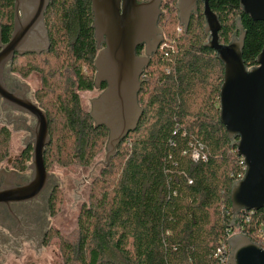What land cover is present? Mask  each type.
Masks as SVG:
<instances>
[{
	"label": "trees",
	"instance_id": "1",
	"mask_svg": "<svg viewBox=\"0 0 264 264\" xmlns=\"http://www.w3.org/2000/svg\"><path fill=\"white\" fill-rule=\"evenodd\" d=\"M239 3L208 0L221 24L219 43L230 42L235 19L241 17L246 31L242 59L249 68L264 46V22L251 19ZM162 9L158 25L164 41L142 73L139 122L92 179L77 217V240L59 237L64 264H219L213 253L231 229L230 188L245 171L219 120L224 67L203 45L202 2L186 30L175 0ZM44 21L49 50L16 54L11 73L21 79L38 75L33 100L47 115L50 140L45 168L88 167L108 138L104 126H94L79 96L94 90L97 49L90 0H53ZM12 24L13 0H0L2 43L8 42ZM10 139V129L0 126V162L9 157ZM191 144L203 146L206 160L190 159ZM30 160L31 147H23L14 168L24 172ZM60 204L55 189L53 216ZM238 218L241 232L263 248L258 228L264 226V207Z\"/></svg>",
	"mask_w": 264,
	"mask_h": 264
},
{
	"label": "water",
	"instance_id": "2",
	"mask_svg": "<svg viewBox=\"0 0 264 264\" xmlns=\"http://www.w3.org/2000/svg\"><path fill=\"white\" fill-rule=\"evenodd\" d=\"M52 1L13 0L10 38L6 43L0 38L1 110L18 112L35 121L32 127L22 128L29 133L22 143L31 145L30 176L23 178L15 170L0 169V205L35 199L50 180H57V175L50 174L44 166L45 146L50 142L46 113L28 96L31 87L27 83L20 82L18 87L10 89L4 78L5 71L12 76L10 64L16 54L48 51L50 42L44 14ZM161 2L90 0L91 28L98 50L94 60V88H100L102 83L105 88L91 99L89 115L95 127L104 126L108 130L104 166L116 155L118 144L136 128L142 114L138 104L140 77L150 57L164 41L158 25ZM202 2L206 35L203 45L216 52L224 67L219 120L245 166L242 178L234 181L230 188L232 219L229 227L233 229L240 226V214L264 207V46L255 59L256 65L247 68L242 59L246 31L241 17L235 19L230 42L221 44L219 18L209 7L208 0ZM239 4L251 19L264 22V0H240ZM175 8L179 23L186 30L191 15L197 12V0H177ZM138 46L145 47V56L136 54ZM10 124L16 131L21 129L15 119L7 123ZM227 244V264H264V249L243 233L230 236Z\"/></svg>",
	"mask_w": 264,
	"mask_h": 264
},
{
	"label": "flooded vegetation",
	"instance_id": "3",
	"mask_svg": "<svg viewBox=\"0 0 264 264\" xmlns=\"http://www.w3.org/2000/svg\"><path fill=\"white\" fill-rule=\"evenodd\" d=\"M170 1L172 0H162L161 2L162 13L164 12L162 9L163 4ZM176 1L177 0H175V6H176ZM201 2L202 0H197V12L199 11L198 6L199 4H201ZM202 10H203V2H202ZM193 15L194 14H192L191 17ZM95 47H96V43H95ZM136 54L138 56H145V47L138 46L136 48ZM32 74H35V76L39 81L38 75L36 73H32ZM4 78L7 86L10 89H12L13 87L14 88L18 87V84L20 82L22 83L25 82L28 84L26 79H21L19 76L16 75L9 76L6 71L4 73ZM37 87L33 90L31 88V91L28 94V96L32 100H33V94L37 89ZM104 88H105V83H102L101 87L98 89L94 88V90L98 91L96 97H98L101 94ZM83 92H91V91H83ZM0 105H1V100H0ZM13 118L16 120L19 127L21 128L20 131L25 133L23 137L24 139L29 133L25 130H22L23 126L32 127L35 121L32 120L30 116L20 114L18 112H10V110L2 111L0 109V119L5 122L3 123V125L5 124V126H7L6 122L13 121L14 120ZM23 147H31V145L24 146L22 143V148ZM10 170H15V169H10ZM46 170L50 174H53V171H50L48 169ZM15 171L18 174H21L23 178L24 177L29 178L30 176V171L28 169V166H27V171L24 172H19L17 170ZM56 184H58L56 179L50 180L47 183L46 187L41 191V193L35 199H32L30 201L12 203L9 206L3 204L0 205V264H5L4 261H6V258L9 256V254L12 253L14 254L16 260H20L18 264H35L34 262L28 263L29 255H26L27 250L29 252H32L34 255L41 254L43 252V249L45 248V245L49 242L48 237L51 233V230L53 228L58 229L55 227L54 223L52 222L53 215H52V206H51L53 192L55 191V189H60V187L56 186Z\"/></svg>",
	"mask_w": 264,
	"mask_h": 264
},
{
	"label": "rangeland",
	"instance_id": "4",
	"mask_svg": "<svg viewBox=\"0 0 264 264\" xmlns=\"http://www.w3.org/2000/svg\"><path fill=\"white\" fill-rule=\"evenodd\" d=\"M12 75L14 76L15 74L12 73ZM26 81L32 90L39 86V81L35 74H31L28 78H26ZM97 94V90L79 93L81 104L85 110H90V101L96 97ZM3 123L5 122L0 119V126H2ZM7 123L8 122H6V124ZM7 126L9 127L11 133V139L9 142V157L0 162V169L10 170L15 169L13 160L22 148V141L25 133L20 130H14L13 124ZM104 155L105 152L102 150L88 167H81L78 165L61 167L53 164L48 169L57 175V183L59 185L58 187H60L59 191L61 193V204L58 206V212L52 216V222L58 229L53 228L51 230L48 237L49 242L45 245L41 254L34 255L26 249V255H29L28 263L64 264L59 248V237L62 236L70 242H75L77 240V217L79 209L83 203L88 201L90 183L94 176L99 173L101 164L104 160ZM25 171H27V169ZM56 232H58V234H56ZM19 261L20 260H16L14 254L12 253L9 254L4 262L5 264H18Z\"/></svg>",
	"mask_w": 264,
	"mask_h": 264
},
{
	"label": "built area",
	"instance_id": "5",
	"mask_svg": "<svg viewBox=\"0 0 264 264\" xmlns=\"http://www.w3.org/2000/svg\"><path fill=\"white\" fill-rule=\"evenodd\" d=\"M189 156L193 162L206 160L207 157L206 153L203 151V146L201 144H191ZM231 229L227 231L228 238L235 233H242L240 226L238 228H233L232 230ZM258 234L259 237L262 239V243L264 244V226H259ZM228 256H229V250H228L227 240L221 241L219 245L216 247L213 253V257L218 261L219 264H227Z\"/></svg>",
	"mask_w": 264,
	"mask_h": 264
}]
</instances>
